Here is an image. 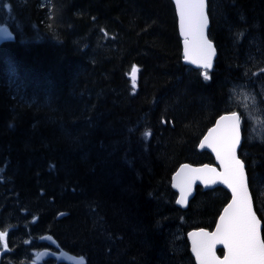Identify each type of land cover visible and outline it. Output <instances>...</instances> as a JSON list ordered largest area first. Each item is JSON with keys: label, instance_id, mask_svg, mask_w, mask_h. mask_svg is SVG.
I'll return each instance as SVG.
<instances>
[{"label": "trees", "instance_id": "1", "mask_svg": "<svg viewBox=\"0 0 264 264\" xmlns=\"http://www.w3.org/2000/svg\"><path fill=\"white\" fill-rule=\"evenodd\" d=\"M208 3L205 79L184 63L171 0H0L15 34L0 46V264H33L44 235L88 264H195L185 233L214 227L230 195L199 188L182 210L172 175L214 161L198 146L219 116L246 118L234 85L264 84V0ZM246 129L261 214L264 141Z\"/></svg>", "mask_w": 264, "mask_h": 264}, {"label": "snow or ice", "instance_id": "2", "mask_svg": "<svg viewBox=\"0 0 264 264\" xmlns=\"http://www.w3.org/2000/svg\"><path fill=\"white\" fill-rule=\"evenodd\" d=\"M179 9L180 29L184 36L185 59L198 64L203 69L212 68L215 48L206 35L209 19L206 0H176ZM4 36H10L7 29H0ZM139 69L133 68L132 84L135 87ZM205 79H210L207 71ZM241 120L238 114L222 116L216 127L211 129L200 144L211 148L223 167L191 168L185 165L177 173V184L181 198L177 203L185 204L196 180L203 183L226 184L232 191V202L224 209L215 232L199 231L191 233L192 251L199 264H264V238L261 236V221L253 210L249 194L244 163L237 156L241 142ZM151 135V133H145ZM63 215V213L61 214ZM7 233L0 231V241L7 248ZM227 250L223 259L216 253V245Z\"/></svg>", "mask_w": 264, "mask_h": 264}, {"label": "water", "instance_id": "3", "mask_svg": "<svg viewBox=\"0 0 264 264\" xmlns=\"http://www.w3.org/2000/svg\"><path fill=\"white\" fill-rule=\"evenodd\" d=\"M172 1L174 2L175 6H176V11H177V15H178V23H179V31H180L181 37L183 38V52H184V56H185V51H184V49H185V45H184V36H183V34H182V32H181V29H180L179 9H178V7H177V5H176V0H172ZM206 2H207V0H206ZM207 8H208V5H207ZM207 8H206V11H207ZM207 15H208V14H207ZM208 19H209V18H208ZM209 26H210V22L208 23V27H207V29H206V35H207L208 40H209V37H208V29H209ZM0 29H7V32L10 34V36H7V37H6V36L3 35V33H0V44H2L3 42H5V41H7V40H9V39H11V38L14 37L13 34L11 33V31H10L7 27H1ZM212 44H213V46H214V48H215L214 43H212ZM216 58H217V49L215 48V56L213 57V60H212V68H211L210 70L213 69ZM185 62H186L188 65H192V66L195 67V68H202V67H200L198 64L191 63V62H190L189 60H187V59H185ZM137 75H138V73H137ZM231 114H233V113L224 114L223 116L231 115ZM236 114L239 115V113H237V112H236ZM221 117H222V116H221ZM221 117H220V118H221ZM239 117H240V115H239ZM220 118L217 120V122H219ZM217 122H216V124H217ZM216 124H215L213 127H211V128L209 129V131L206 133V135H205V136L203 137V139L201 140V143L204 141V138L208 135V133L211 131V129H213L214 127H216ZM240 131H241V142H240V145H239L238 148H237V156L239 157L240 160H242L241 157H240V154H239V151H240V149H241V147H242V145H243V133H242V126H241V125H240ZM201 143H200V144H201ZM199 149H200L201 151H203V150H207V151L211 152V153L214 155V157H215L216 163L213 164V165H211V164H204V165H201V166H195V165H192V164H183V165L177 170V172H176V173L174 174V176H173V187H174V189L179 193L178 201H179L180 198H181V193H180V188H178V187L176 186V184H177V173L180 172L181 168H183L185 165H188V166L191 167V168H203L204 166H208V167H211V168H215V169L217 170V172H222V171H223V167L221 166L220 161L217 159V157H216V153H215L211 148H209V147H207V146H205L204 148H201V147L199 146ZM242 161H243V160H242ZM243 163H244V168H245V174H246V180H247L248 190H249V194H250V196H251V200H252L253 210L255 211V213H256L258 219L261 221V236H262V238H263V233H262V231H263V222H262V220L260 219L259 215H258L257 212H256L255 205H254V199H253V196H252V193H251V190H250L249 176H248V172H247V167H246L244 161H243ZM197 186H203L204 189H206V190H207V189H213V188H216V187H219V186L224 187V188L227 189V190L230 192V194H231V200H230V202L226 205V207L232 202V198H233V196H232V191H231L230 188H228V186H227L226 184H223V183L217 182V183H215V184H207V185H206V184L203 183L201 180H196L195 183H194V185H193V187H192L191 194L187 196L186 203H185V204H180V203H178V205H179L180 207H182V208H187V207L189 206L191 200L194 198V196H195V194H196V187H197ZM226 207H225V208H226ZM225 208H224V209H225ZM223 214H224V210L222 211V213H221L220 216H222ZM219 218H220V217H219ZM219 222H220V221H219V219H218L217 225L219 224ZM217 225H216V226H217ZM201 230L206 231V232H209V233H212V232H215L216 227H215V229H214L213 231H210V230H207V229L202 228V229L193 230V231L189 232L188 237H189V240H190V243H191V252H192V254H193L194 256H195V254H194L193 251H192V237H191L190 234L193 233V232H199V231H201ZM49 240L52 241L51 239H49ZM221 248L225 249L223 245H220V244H217V245H216L215 253H216V255H217L218 257H219V255H218L217 251H218V249H221ZM225 250H226V249H225ZM226 252H227V250H226ZM54 255H56V254H54V253H52V252H50V251H43V252L41 253L40 257H39V260L45 259V258H47V257H49V256H54ZM57 255H58V254H57ZM60 256H61V258L65 259V260H68V261H71V262H73V263H75V264H81L80 259L73 258V257L67 255V253H62ZM195 258H196V257H195ZM219 258H220V259H223V258H221V257H219ZM197 263L199 264V261H197Z\"/></svg>", "mask_w": 264, "mask_h": 264}, {"label": "rangeland", "instance_id": "4", "mask_svg": "<svg viewBox=\"0 0 264 264\" xmlns=\"http://www.w3.org/2000/svg\"><path fill=\"white\" fill-rule=\"evenodd\" d=\"M260 86L258 88L244 83L236 84L231 88V93L238 107L244 109L249 140L259 139L264 141V84ZM258 180L255 183L256 186L260 182Z\"/></svg>", "mask_w": 264, "mask_h": 264}, {"label": "bare ground", "instance_id": "5", "mask_svg": "<svg viewBox=\"0 0 264 264\" xmlns=\"http://www.w3.org/2000/svg\"><path fill=\"white\" fill-rule=\"evenodd\" d=\"M43 3V2H42Z\"/></svg>", "mask_w": 264, "mask_h": 264}]
</instances>
